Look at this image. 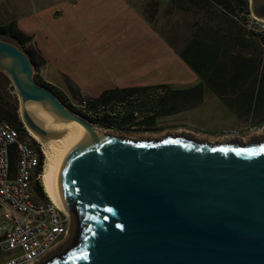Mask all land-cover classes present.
Wrapping results in <instances>:
<instances>
[{"label":"water","instance_id":"95a60500","mask_svg":"<svg viewBox=\"0 0 264 264\" xmlns=\"http://www.w3.org/2000/svg\"><path fill=\"white\" fill-rule=\"evenodd\" d=\"M249 10L264 18V0H249ZM0 71L35 134L51 132L28 101L84 131L58 175L71 234L35 264H264V133L248 143L129 138L65 106L35 82L28 55L2 39Z\"/></svg>","mask_w":264,"mask_h":264},{"label":"rangeland","instance_id":"374dc122","mask_svg":"<svg viewBox=\"0 0 264 264\" xmlns=\"http://www.w3.org/2000/svg\"><path fill=\"white\" fill-rule=\"evenodd\" d=\"M47 1L42 10H35L34 7ZM129 1L125 6L122 0H0V25L28 12L19 25L24 31L31 32L37 46L45 50L49 60L46 72L52 81L67 92L71 91L70 82L74 77L83 84L82 94L73 93L70 97L63 94L70 105L68 108L109 133L129 138L183 133L211 143L235 139L245 143L258 140L264 133V124L253 127L229 112L212 110L206 105L157 115L153 122L141 123L147 115L153 114L152 109L132 113L128 97L120 104L113 101L102 105L95 100L104 91L125 88L142 81L153 56L157 68L166 64V71L171 76L177 72L188 74L185 71L186 63L180 61L181 56L174 49L151 47L146 41L132 42L128 38L127 35L139 26L137 11L141 10L148 18L154 8L150 0ZM257 18L258 23L264 25V18ZM29 45L33 46L31 43L25 46ZM41 61V57L37 59L34 78H40ZM6 89L18 98L11 80ZM19 107L18 101V121L22 122ZM44 162L43 154V167Z\"/></svg>","mask_w":264,"mask_h":264},{"label":"crops","instance_id":"0c3cea01","mask_svg":"<svg viewBox=\"0 0 264 264\" xmlns=\"http://www.w3.org/2000/svg\"><path fill=\"white\" fill-rule=\"evenodd\" d=\"M122 1L125 6L130 2ZM150 1L154 5L153 10L148 18L141 10L137 11L139 26L127 35L128 38L132 42L146 41L151 47L174 49L181 56L180 61L186 63L188 74L177 72L171 76L166 71V64L157 68L153 56L142 81L127 87L162 85L165 90L164 108L174 101L179 106L178 111L206 105L212 110L229 112L234 116L235 111L243 109L241 103L252 106L256 96L264 94V30H247L235 20L234 13L229 9L213 7L205 0ZM46 4L48 1L34 8L42 10ZM26 14L28 12L15 20L21 32L32 36L29 43L41 56L40 79L68 97L73 93L82 94L83 84L77 78L72 79L71 91L67 92L49 77L46 72L49 60L45 50L37 46L31 32L24 31L19 25ZM245 46L249 47V51ZM253 48L259 51L258 55H252ZM245 61L251 64L244 66L248 67L247 70L242 66ZM261 103L264 105V102Z\"/></svg>","mask_w":264,"mask_h":264},{"label":"built area","instance_id":"2783aa9c","mask_svg":"<svg viewBox=\"0 0 264 264\" xmlns=\"http://www.w3.org/2000/svg\"><path fill=\"white\" fill-rule=\"evenodd\" d=\"M205 1L222 8L214 0ZM233 17L247 30H264L252 14L246 19ZM163 93L162 87L150 90L153 97ZM39 149L23 123L19 127L0 121V264H35L71 231L69 212L44 189Z\"/></svg>","mask_w":264,"mask_h":264},{"label":"trees","instance_id":"16d2710c","mask_svg":"<svg viewBox=\"0 0 264 264\" xmlns=\"http://www.w3.org/2000/svg\"><path fill=\"white\" fill-rule=\"evenodd\" d=\"M216 3L221 5L225 9H229L230 12L234 13V15L241 16L243 19H246L250 16L249 10V0H214ZM0 39L11 42L21 48L30 58L33 67L38 66L37 59L41 56L38 54L37 50L34 49L33 46H25L32 39V36L25 35L21 32L18 27L16 20H11L7 24L0 25ZM246 51H249V47L245 46ZM252 55H258L259 51L255 48L252 49ZM251 65L246 61L242 63V66ZM248 67H244V70H247ZM262 71H264V62L262 63ZM35 82L39 85L46 86L49 88L58 99L67 107L70 105L65 101L63 93L58 90L55 86L50 83L42 81L39 77L34 78ZM10 84V80L6 74L0 71V121L5 119L11 122L15 126H22V122L18 121V98L14 95H11L7 91V86ZM164 87L162 85L158 86H143V87H125V88H117L114 90L104 91L102 94L96 98L97 102L102 105L109 104L113 101L114 103L120 104L127 97L130 99L129 105L132 113L136 110L146 111L153 110L152 115H147L141 123L144 122H153L155 117L161 116L163 114L174 113L177 112V108H179L176 103L171 104V106H167L164 108V97L165 90L163 94L157 95V97L150 96V90L153 88ZM136 95V98H135ZM7 98H6V97ZM6 99V101H5ZM264 94L257 95L255 103L251 106L246 102L240 104V107L243 109L235 111V115L238 118L249 123V125L253 127L260 126L264 124ZM94 103V102H93ZM91 103V105H94ZM8 105V106H7ZM96 105V103H95ZM250 107V108H249ZM146 109V110H145ZM130 110V111H131ZM100 119V118H98ZM104 119V118H103ZM39 154L41 158V164L43 163V154L39 149ZM38 191L42 192V187H38Z\"/></svg>","mask_w":264,"mask_h":264},{"label":"bare ground","instance_id":"6f19581e","mask_svg":"<svg viewBox=\"0 0 264 264\" xmlns=\"http://www.w3.org/2000/svg\"><path fill=\"white\" fill-rule=\"evenodd\" d=\"M21 108L20 105L19 109ZM25 108L39 125L51 132L48 137L43 138L28 129L30 135L40 142L44 154L42 174L44 189L59 207L64 208L58 188L59 171L66 157L73 150L75 140L83 136L84 131L77 122L56 120L38 103L28 101Z\"/></svg>","mask_w":264,"mask_h":264}]
</instances>
